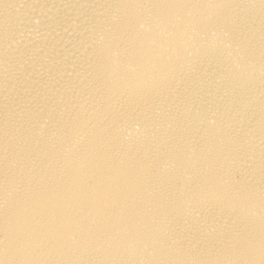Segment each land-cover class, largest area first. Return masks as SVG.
Segmentation results:
<instances>
[{
	"label": "bare ground",
	"instance_id": "6f19581e",
	"mask_svg": "<svg viewBox=\"0 0 264 264\" xmlns=\"http://www.w3.org/2000/svg\"><path fill=\"white\" fill-rule=\"evenodd\" d=\"M0 264H264V0H0Z\"/></svg>",
	"mask_w": 264,
	"mask_h": 264
}]
</instances>
